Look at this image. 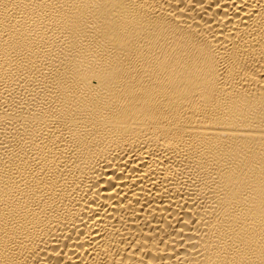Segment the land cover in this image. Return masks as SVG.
Here are the masks:
<instances>
[{
    "label": "bare ground",
    "instance_id": "1",
    "mask_svg": "<svg viewBox=\"0 0 264 264\" xmlns=\"http://www.w3.org/2000/svg\"><path fill=\"white\" fill-rule=\"evenodd\" d=\"M0 264H264V0H0Z\"/></svg>",
    "mask_w": 264,
    "mask_h": 264
}]
</instances>
